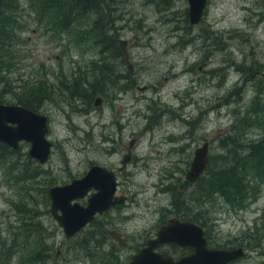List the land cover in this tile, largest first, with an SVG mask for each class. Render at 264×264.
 I'll return each mask as SVG.
<instances>
[{
    "label": "rangeland",
    "instance_id": "rangeland-1",
    "mask_svg": "<svg viewBox=\"0 0 264 264\" xmlns=\"http://www.w3.org/2000/svg\"><path fill=\"white\" fill-rule=\"evenodd\" d=\"M24 1L27 18H22L26 28L22 36L28 37L29 42H21L20 46L23 68L17 74L23 73L22 83H39L43 79L48 84L60 72L70 75L75 64L86 63L85 59L98 52L82 50L78 44L83 43L69 42V36L63 38L59 32L38 29V19L27 6L30 0ZM115 1L121 2L123 10L115 25L118 30L122 24L126 25L119 37L132 40L131 52L138 68L133 79L122 80L134 82V86L127 89L125 84L126 89H111L108 98L113 93H120L121 98L108 100L101 111L106 116L95 119L103 123L107 115L115 117L121 108L125 142L139 135L140 141L135 144L138 158L129 170L131 173L121 177V194L127 195L121 203V240L117 209H107L106 214L110 215L102 214L98 224L89 223L68 236L50 211L51 198L46 211L43 197L39 196L38 217L46 222L52 235L51 264H126L138 247L156 235L164 220L179 214L167 186L188 180L186 173L196 147L209 139L211 156L223 153V140L237 121V109L245 108L256 88L264 90V0H208L204 16L196 24H189L186 15L183 19L184 12L188 14V0H169L166 10H160L153 0ZM112 52L107 54L110 63L120 60V55ZM145 84L149 85L146 90L137 87ZM43 98L53 118L54 131H48V137L58 145L47 163L38 164L37 160L35 163L48 170L47 176L54 182L46 184L52 186L69 181L92 157L103 159L109 155L92 145L77 142L67 145L64 140L69 130L58 125L64 119L59 105L65 108L67 103L54 100L53 93L50 97L44 94ZM183 101L182 108L179 105ZM7 103L13 102L10 99ZM259 132L251 128L247 135L256 137ZM126 148L121 147V155ZM20 149L28 161L30 143L23 142ZM11 166L12 163L7 165L0 159V235H7L9 223L17 222L12 200L21 199L15 195L18 182ZM258 187L244 206H233L221 197L210 205L212 220L204 226L210 238L229 247L262 242L261 247L244 245L247 254L231 264H264V234L262 238L259 235L264 231L256 232L257 227L264 229V180ZM80 200L86 204L87 196ZM184 208L188 211L185 216L192 214ZM255 236L260 238L256 240ZM159 249L174 254L182 251L175 243L163 244Z\"/></svg>",
    "mask_w": 264,
    "mask_h": 264
},
{
    "label": "trees",
    "instance_id": "trees-1",
    "mask_svg": "<svg viewBox=\"0 0 264 264\" xmlns=\"http://www.w3.org/2000/svg\"><path fill=\"white\" fill-rule=\"evenodd\" d=\"M153 1L158 3L160 10H166L170 6L169 0ZM24 2V0H0V101L7 102L11 99L13 103L38 109L37 100L44 94L52 96L57 88H54V81H49L47 84L43 79L39 83L31 81L27 85L26 82L22 83L23 73L21 72L20 76L17 74L21 71V67L23 68L20 56L21 42H29L28 37L22 36L23 30L26 29L22 18H27L23 10ZM29 2L27 6L30 14H34L38 19V29L44 27L46 30L59 32L63 38L69 36L67 40L69 42L106 45L111 50L119 52V49L111 47L118 44V32H116L118 28L115 23L120 16L119 1L30 0ZM113 7H116L115 11ZM188 11L187 9V13ZM188 22L190 24L189 19ZM252 67L251 71H253ZM66 85L65 87L68 88V84ZM121 88H124L123 85ZM28 89L36 91L31 92ZM237 110V121L232 124L229 135L223 140L225 151L218 156L210 154L208 166L197 180L185 179L180 185L172 183L167 186L174 196L177 212L184 219L195 220L205 226L208 220H212L210 205L219 197L233 206H244L246 200L257 192L258 184L264 180V90L256 88L245 108ZM251 128L260 130L259 135L256 137L247 135ZM28 157L29 160L25 161L26 157H23L21 149L11 148L0 141V159H3L7 165L12 163L11 171L18 182L15 195L21 197L20 200H12L17 222L9 223L10 229L7 235L5 233L0 235V264H26L25 256H28L30 264H51L54 260L50 242L51 232L46 222L38 217L41 214L38 213L39 196L43 197L42 202L46 205V211H49L50 186L46 183L50 181L51 184V180L54 182V179L47 176L48 170L37 165L35 163L37 161L29 153ZM34 191H38L39 195L37 196ZM193 204L198 207H192ZM184 206L190 210L191 215L185 216L188 211ZM261 231L264 229L256 228V232ZM263 234H259L261 238ZM206 235L213 246H225L210 238L207 228ZM259 238L255 236L256 240ZM248 244L262 246V242L254 241ZM248 244L243 245L249 247ZM175 245L182 250L180 254L186 252V248Z\"/></svg>",
    "mask_w": 264,
    "mask_h": 264
},
{
    "label": "water",
    "instance_id": "water-1",
    "mask_svg": "<svg viewBox=\"0 0 264 264\" xmlns=\"http://www.w3.org/2000/svg\"><path fill=\"white\" fill-rule=\"evenodd\" d=\"M190 21L198 23L204 15L208 0H188ZM126 39L120 38L122 50L127 59L129 53ZM132 67V63L130 62ZM48 116L19 103L0 101V141L18 149L22 141L31 143L29 153L41 163L49 160L53 141L49 139ZM129 160L125 155L123 163ZM210 161V141L206 140L194 150V157L186 173L190 181L197 180ZM96 191L83 204L79 198L87 196L90 189ZM117 179L113 171L101 165H94L81 177L68 183L54 184L50 188V211L68 236H72L93 220L98 212H104L112 205L123 203L127 195L116 193ZM165 243H177L192 250L179 257L169 251L159 250ZM246 254L243 245L212 247L209 245L205 228L200 223L171 216L158 229L157 234L132 253L127 264H228Z\"/></svg>",
    "mask_w": 264,
    "mask_h": 264
},
{
    "label": "flooded vegetation",
    "instance_id": "flooded-vegetation-1",
    "mask_svg": "<svg viewBox=\"0 0 264 264\" xmlns=\"http://www.w3.org/2000/svg\"><path fill=\"white\" fill-rule=\"evenodd\" d=\"M121 10H122V6L121 3L119 2L118 5L119 14L121 13ZM185 15H186V19L188 20L190 17L189 11L188 14H185L184 12L183 19L185 18ZM122 19H124L123 16H121V20ZM177 25H179V23L176 22V26ZM125 26H126L125 23L122 24L121 28L118 30V44H116V46L114 45L111 46V47H115V49H119V52L111 50L106 45H93L89 43L78 44L82 50L89 52L91 50L94 51L97 50L98 52H93L92 53L93 56H90V59H85L87 61L86 63L75 64L73 66V71L70 73V75L69 74L64 75L63 72H60L56 75V78L53 79L54 88H57V90L53 92V95L55 97L54 100L58 98L60 99V104L63 101L67 103L65 108L59 105V110L61 111L60 113L62 116H64V119L61 118L63 124L58 123L59 126H67L69 130V135L66 136L64 140L65 143L67 145H71V143L77 142V143H82L84 146L86 145L87 147L92 145L93 148H101L102 151L105 152V154L109 155L104 157L103 159L92 157L87 161L84 168L74 173L73 177L67 182H70L72 179L76 177L83 176L85 173H87L90 170L92 166L98 164L114 172L117 179L116 193L118 195H121L122 175L124 173H131V171L129 170L133 165V163L135 162V160L138 158V156H136L135 144L139 140V135L135 133L136 135L133 138H131L128 142H125V137L123 135L124 128L121 127V108H118L119 112L115 117H112V114L107 115L105 119L109 118V120L104 119L103 123H100V120L95 118L99 115L106 116L105 113L104 112L102 113L101 111L103 110V107L108 100L121 98L120 93H113V97L108 98L107 95L109 91H112L111 89L113 88H117L120 90L126 89L124 86L125 84H127L129 87L127 89H130L131 87L134 86V82L122 83L123 82L122 80L133 79L134 74L136 73V70L138 68V64L133 59V55L131 52L132 40L123 36L119 37L122 28ZM120 38L126 39L128 41L126 43V47L129 53V59L126 58L122 50ZM110 51H113L112 53L116 56L120 55V60L118 61L115 60L110 63V60H108V55H107L108 52ZM130 62L132 63V67L130 65ZM47 72L49 71L47 70ZM66 84H68L69 86L68 88L65 87L67 86ZM121 84H123L124 88H121ZM137 87L140 90H146L148 89L149 85L147 84L138 85ZM155 88H157V86H155ZM117 91L114 90V92ZM37 101L42 111L34 108L32 109L37 110L48 116L49 131L53 132L54 131L52 127L53 118L51 112L46 107L47 104H44L45 103L44 98L43 97L39 98ZM179 106L183 108L185 106V102L183 101ZM43 108H45L46 111H44ZM74 113H77L78 115H75ZM152 118L154 120H157V116L154 114H152ZM82 121L83 122L86 121L87 123L83 124ZM52 141H53V146H52L51 156L54 147L58 145L57 141L55 140ZM124 145H126L127 148L126 151H123L124 149L122 150L123 152L121 155V147H123ZM126 154H129V160L126 162V164H124L123 159L125 158ZM37 163L41 164L40 162ZM95 191H96L95 188L90 189L87 194V199ZM114 208L118 210V217L120 221L121 202L113 205L112 209ZM106 213L107 210L101 213L100 212L97 213L93 218V220L90 222V224L92 225H95L96 223L98 224L100 218L103 216L102 214H105L107 216L110 215ZM101 228L103 229V226ZM119 228L120 229H119L118 238L121 240V221L119 223ZM91 248L93 249L94 246H92ZM42 262H43V258H42ZM25 263L26 264L29 263L28 256H25Z\"/></svg>",
    "mask_w": 264,
    "mask_h": 264
},
{
    "label": "bare ground",
    "instance_id": "bare-ground-1",
    "mask_svg": "<svg viewBox=\"0 0 264 264\" xmlns=\"http://www.w3.org/2000/svg\"><path fill=\"white\" fill-rule=\"evenodd\" d=\"M117 84V83H116Z\"/></svg>",
    "mask_w": 264,
    "mask_h": 264
}]
</instances>
